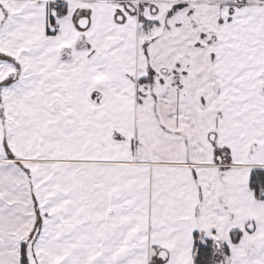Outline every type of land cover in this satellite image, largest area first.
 Listing matches in <instances>:
<instances>
[{
	"label": "snow or ice",
	"instance_id": "snow-or-ice-1",
	"mask_svg": "<svg viewBox=\"0 0 264 264\" xmlns=\"http://www.w3.org/2000/svg\"><path fill=\"white\" fill-rule=\"evenodd\" d=\"M0 264H264V0H0Z\"/></svg>",
	"mask_w": 264,
	"mask_h": 264
}]
</instances>
